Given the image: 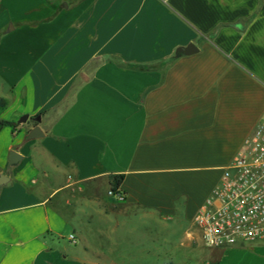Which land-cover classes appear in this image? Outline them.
<instances>
[{"label":"crops","instance_id":"obj_1","mask_svg":"<svg viewBox=\"0 0 264 264\" xmlns=\"http://www.w3.org/2000/svg\"><path fill=\"white\" fill-rule=\"evenodd\" d=\"M1 102L0 264H264L195 224L264 118V0H0Z\"/></svg>","mask_w":264,"mask_h":264},{"label":"built area","instance_id":"obj_2","mask_svg":"<svg viewBox=\"0 0 264 264\" xmlns=\"http://www.w3.org/2000/svg\"><path fill=\"white\" fill-rule=\"evenodd\" d=\"M109 195L125 201L122 192ZM203 244L212 249L264 240V118L246 140L219 185L195 217ZM75 241V236H70Z\"/></svg>","mask_w":264,"mask_h":264},{"label":"water","instance_id":"obj_3","mask_svg":"<svg viewBox=\"0 0 264 264\" xmlns=\"http://www.w3.org/2000/svg\"><path fill=\"white\" fill-rule=\"evenodd\" d=\"M14 27L11 26V29H13ZM198 52V48L194 45V44H190L188 47L186 48H180L178 50L179 54H185V55H193L195 53ZM29 116L25 115L23 116L18 123L19 124H26L29 121ZM35 120L37 122L41 121V116H38L35 118ZM44 137V132L42 131V129L40 128L39 125H36L32 130H30L29 134H28V141H32V140H37ZM22 160V156H20L18 153L16 152H11L10 156H9V165H8V169L11 170L14 166L18 165L20 163V161ZM9 181V178L6 176H1L0 177V185H4Z\"/></svg>","mask_w":264,"mask_h":264},{"label":"rangeland","instance_id":"obj_4","mask_svg":"<svg viewBox=\"0 0 264 264\" xmlns=\"http://www.w3.org/2000/svg\"><path fill=\"white\" fill-rule=\"evenodd\" d=\"M258 119H259V115L253 113V114L250 115L249 119L246 118L245 122H241L238 126H236V129H235V138H236V140H238L241 137L247 135L254 128V125L256 124ZM222 165H227V164H222ZM220 173H222V172H220ZM252 251H254V250H252ZM258 256L262 257L264 259V254L263 255H258Z\"/></svg>","mask_w":264,"mask_h":264},{"label":"trees","instance_id":"obj_5","mask_svg":"<svg viewBox=\"0 0 264 264\" xmlns=\"http://www.w3.org/2000/svg\"><path fill=\"white\" fill-rule=\"evenodd\" d=\"M141 69H145L144 67H140ZM4 108V102L0 103V109ZM7 126H16V124L14 123H10L4 120L0 119V131ZM124 181V176H113L112 177V186H113V190L115 191L116 189H118L122 183Z\"/></svg>","mask_w":264,"mask_h":264},{"label":"flooded vegetation","instance_id":"obj_6","mask_svg":"<svg viewBox=\"0 0 264 264\" xmlns=\"http://www.w3.org/2000/svg\"><path fill=\"white\" fill-rule=\"evenodd\" d=\"M33 123L37 124V122H35V121Z\"/></svg>","mask_w":264,"mask_h":264}]
</instances>
